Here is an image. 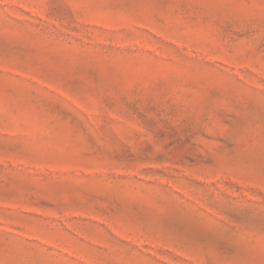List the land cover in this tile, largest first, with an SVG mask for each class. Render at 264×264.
<instances>
[{"label": "rangeland", "instance_id": "obj_1", "mask_svg": "<svg viewBox=\"0 0 264 264\" xmlns=\"http://www.w3.org/2000/svg\"><path fill=\"white\" fill-rule=\"evenodd\" d=\"M0 264H264V0H0Z\"/></svg>", "mask_w": 264, "mask_h": 264}]
</instances>
